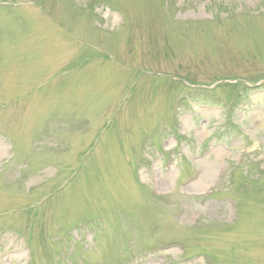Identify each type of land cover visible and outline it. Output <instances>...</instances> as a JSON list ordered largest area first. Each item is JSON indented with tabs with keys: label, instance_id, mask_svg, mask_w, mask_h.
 <instances>
[{
	"label": "rangeland",
	"instance_id": "rangeland-1",
	"mask_svg": "<svg viewBox=\"0 0 264 264\" xmlns=\"http://www.w3.org/2000/svg\"><path fill=\"white\" fill-rule=\"evenodd\" d=\"M0 264H264V0H0Z\"/></svg>",
	"mask_w": 264,
	"mask_h": 264
}]
</instances>
